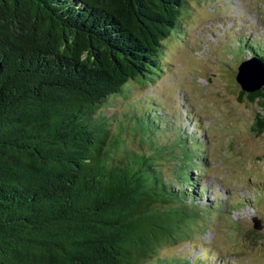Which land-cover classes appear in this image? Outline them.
Wrapping results in <instances>:
<instances>
[{"label": "trees", "instance_id": "obj_1", "mask_svg": "<svg viewBox=\"0 0 264 264\" xmlns=\"http://www.w3.org/2000/svg\"><path fill=\"white\" fill-rule=\"evenodd\" d=\"M186 5L0 0V264H167L160 247L205 214L186 171L197 159L190 135H178L177 177L167 181L156 152L115 156L121 127L103 109L161 70L162 40ZM244 53L264 66V42ZM247 95L264 110V85ZM158 117H130L144 142ZM253 127L264 129V114Z\"/></svg>", "mask_w": 264, "mask_h": 264}, {"label": "rangeland", "instance_id": "obj_2", "mask_svg": "<svg viewBox=\"0 0 264 264\" xmlns=\"http://www.w3.org/2000/svg\"><path fill=\"white\" fill-rule=\"evenodd\" d=\"M179 21L162 40L164 64L153 79L129 81L103 106L110 127H121L115 156L124 148L156 152L164 178L174 181L176 139L190 135L197 159L186 171L205 214L157 257L167 264H264V129L253 127L264 110L235 80L244 50L264 42V0H187ZM147 111L160 120L152 142L143 141L130 118ZM253 217L261 229H253Z\"/></svg>", "mask_w": 264, "mask_h": 264}, {"label": "water", "instance_id": "obj_3", "mask_svg": "<svg viewBox=\"0 0 264 264\" xmlns=\"http://www.w3.org/2000/svg\"><path fill=\"white\" fill-rule=\"evenodd\" d=\"M235 80L239 84L241 90L252 92L264 85V66L258 60L248 59L242 61L237 66ZM252 227L255 230L261 229L260 220L256 217L252 218Z\"/></svg>", "mask_w": 264, "mask_h": 264}]
</instances>
